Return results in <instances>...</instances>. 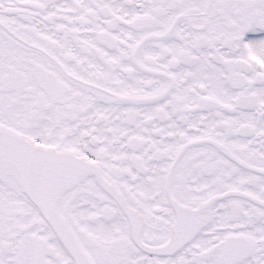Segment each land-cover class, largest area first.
I'll use <instances>...</instances> for the list:
<instances>
[{"label":"snow or ice","instance_id":"snow-or-ice-1","mask_svg":"<svg viewBox=\"0 0 264 264\" xmlns=\"http://www.w3.org/2000/svg\"><path fill=\"white\" fill-rule=\"evenodd\" d=\"M0 264H264V0H0Z\"/></svg>","mask_w":264,"mask_h":264}]
</instances>
